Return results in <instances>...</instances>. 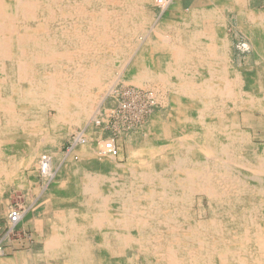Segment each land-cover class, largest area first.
Masks as SVG:
<instances>
[{
    "label": "bare ground",
    "instance_id": "1",
    "mask_svg": "<svg viewBox=\"0 0 264 264\" xmlns=\"http://www.w3.org/2000/svg\"><path fill=\"white\" fill-rule=\"evenodd\" d=\"M145 1L152 0H0V191L23 180L22 156L29 150L22 140L39 145L44 137L50 150L68 125L92 114L68 140L65 157L79 159L77 151L103 121L102 108L94 112L100 93L140 42L132 59L138 73L126 76L171 91L169 109L152 120L151 136L144 132L136 143L128 138L129 162L108 171L114 178L99 175L104 164L96 178L76 167L77 174L87 173L77 194L98 209H72L70 220L56 215L46 232V254L55 264H136V258L141 264H264V144L253 146L247 129L252 114L264 118V8L256 0H164L156 24L162 32L152 37L143 33L147 26L139 16L150 13ZM226 13L251 48L250 82L233 65V41L218 16ZM158 56L165 67L151 68ZM49 110L55 115L48 117ZM177 133L182 136L168 139ZM110 146L115 137L100 139L99 155L116 157ZM160 146L176 153L163 157ZM158 158L161 171L153 163ZM45 161L42 169L50 172ZM80 215L98 254L75 222ZM25 262L22 255L0 259Z\"/></svg>",
    "mask_w": 264,
    "mask_h": 264
},
{
    "label": "rangeland",
    "instance_id": "2",
    "mask_svg": "<svg viewBox=\"0 0 264 264\" xmlns=\"http://www.w3.org/2000/svg\"><path fill=\"white\" fill-rule=\"evenodd\" d=\"M190 1L196 2V0H188V2ZM164 2H165L164 0H155V1L152 0L150 1V3L148 1H145L144 6L150 12L148 14L152 13L151 14L152 16L148 14H139L142 20L146 22L147 28H145L143 31L145 35L153 37L155 34L154 32H156V30L157 32L159 31L158 28L156 27L157 26L156 24L159 22V19H162L161 16H164L163 14L164 13L163 9L165 6ZM256 5L262 9L264 8V1L256 0ZM187 6L188 4L183 6L185 7L184 9L186 11L189 10L188 9L189 6L188 8ZM208 16L209 15H207V18ZM218 16L219 18H221L220 21L224 22L223 26H224V31L226 32L225 33L226 36L233 41L232 54H231L233 65L240 68L245 83L250 82L252 80V72L251 69L250 70L248 69V67L252 61L250 56L251 48L250 46H247L245 45V43H243L244 39L242 37L237 36L238 24L232 14L231 15L228 13L218 14ZM206 22H207L206 25H208L210 20L207 19ZM139 43L140 42H138V44L134 43L135 45L132 44L129 52H127L126 55L125 54L123 55L124 57L127 56L125 61H123L122 63L123 65L121 66V68L115 70L114 72L115 76H113V80L110 83L106 84L104 86V90L100 93L101 96L99 95L100 98H98V100L96 101L94 112L97 109L96 106L101 107L102 115L100 116L103 118V121L100 124L95 125L96 128L93 129L92 131L93 135L90 136L91 138L88 137V142L77 151V153L80 154L79 159H74L73 157H65L66 151L71 145L70 141L68 140L70 135L73 133V131H76L77 129L79 130L81 127H83V124H85L84 122H86L91 117L92 114L86 117L85 121L82 124H80L81 126L68 125L66 131L62 134V136H59L57 138L56 140L57 144L53 143L50 150L45 148V145L42 144V141H44L45 139L44 137L39 138L40 139L39 145H37V142L34 140H30L27 138L25 140H22L28 146L26 149L29 150V151H24V154L22 156V158L26 162L22 170L23 180L20 184L17 185L14 182L11 183L9 182L3 184L2 186V189L0 191V234L6 229L7 216L12 204L23 203L27 207V209H29L28 203H30L31 200L32 203L35 200V198H39L41 196L42 198L48 199L50 204L44 207V211L41 212V216H39L38 221L44 222L45 226L46 223L48 224H47V229L41 230L39 232V235H37V237L30 238V241L33 240V242L27 245L24 244L23 246H19V247L15 245V242L19 237V234H22L23 236L24 233H28V232H25L24 230L17 228L16 236L13 235L11 238H9V240L7 241L9 246L6 247L5 253L0 254V259H11L19 255H22L24 262L26 261V259L33 260V262L31 260L28 261L29 263L25 262L26 264H31V263L55 264V260L52 257L49 258V255L46 254V249H47L46 232L49 226L52 225V222L54 221L53 219L56 217V215L64 214L66 218L70 220L72 209L73 210L77 209L81 211L85 208H90L93 211H96V209H98L97 206L96 208L94 207L95 206L94 201H92L89 197L87 196L80 197L79 194H77V190L75 187L79 186V184L81 186L83 185L82 179H85V177L82 176H85L89 171L92 177L96 178L97 173L99 171L101 172L99 165L104 164L103 167H106L105 168L106 171L104 170V173H101L99 175L105 179H112L113 174L108 173V171L113 170V168H116V172H118L123 165H126L129 162L130 148L128 141L130 139L128 138H131V140L136 143V141L140 138V136L141 138L143 137L142 134L144 132H148V136L149 135L151 136L150 130L148 129L149 126L151 125L152 120L155 118V116L161 115L162 113H165V111L169 109V105L171 104V100L173 97L171 91L164 89L162 85L160 86L152 85V83L150 82H145L142 85H139L133 82L132 80H130L131 78L130 79L128 78L130 76H126L129 75L128 73L130 72H133L134 75H137L138 73V68H137L138 63L136 62L133 63L132 59L134 58L133 55L136 54L138 48L140 47ZM133 49L134 51L136 50L135 53L133 52ZM130 55H132V57ZM113 57L116 58V54H114ZM157 58L158 59L156 62H153V64L150 63L151 64L150 67L151 68L154 67V69L155 66H157L158 69H161L162 66L165 67L166 63L160 61L161 57L158 56ZM124 64L126 65V67ZM115 65H116V61H115ZM131 68L134 70L131 71ZM153 89L155 92L153 91ZM151 90L157 96L158 99L157 104L155 102L151 103L150 100L146 97V94L149 93V91L151 92ZM124 100L131 105L130 110H125V109L122 110V108L120 107L121 101ZM115 107L116 109H114V113L111 116H109L111 114V110ZM143 107L144 110L142 111ZM49 112L50 114H48V117L55 115L56 113L55 110H49ZM108 112L110 114H108ZM108 123H110L112 126L116 125V130L111 129ZM97 127L99 129H97ZM247 129L250 131L249 133L253 139L251 140V142L254 144V145L252 144L253 146H256L257 144L261 146L262 144H264V138H263L264 118L259 113L252 114V116H250V125L249 127H247ZM156 131H157L156 127H154L153 132L156 133ZM99 132L103 133L102 137H98ZM190 132L191 134L195 133V131L193 132L190 131ZM178 135L179 137L182 136L180 133H177V135L175 134L174 136L168 139L173 140L174 137L177 138ZM192 135L195 136V134ZM107 136L109 138L115 137L116 139V146L119 149V154H117L116 157L110 155L109 156L99 155V150H98L99 141L100 139L103 140L109 139L107 138ZM6 142H8L9 144L11 143L12 147L17 144L16 141H11V140ZM159 145H161V143ZM33 148L34 151H32ZM159 148H161L159 149V152L163 157L166 155L172 157L176 153L175 151L169 152L167 151V149H163L161 146ZM45 158L49 160L48 162L50 166V172H44L42 169V164L45 161ZM162 161L163 160L159 158L153 161V163L154 162L156 163L154 167L158 171L162 170L163 167ZM68 164H75L76 166L70 165L69 167L70 172L69 170L66 171L65 174L64 172H62L63 175H61L60 177L59 173L57 174V172H60L61 167H65L66 169H68L67 166ZM78 165H83L86 168H89L90 170L87 169L86 170L87 173L83 172L81 175L79 173L77 174L75 170H77L76 167ZM117 177H119V175L116 173V178ZM70 178L73 179L75 185L72 182H70ZM200 197L204 198L203 195L197 196L198 199ZM200 200L201 198L199 199V201ZM203 200L204 201L202 202H204V205L206 206V208H208V203L206 201V198ZM58 203H62V204H58ZM197 203H199L198 200ZM196 207L198 209L199 205H196ZM81 217L82 216L80 215L79 217L75 218V222L79 226L84 224L83 219L81 220ZM85 227L83 226V231L85 233L84 232L82 233H84L85 235L88 234L87 235V237H89L88 240L90 239L91 241L90 249L92 250V252L95 251L97 254L100 253L102 250L99 247H95L94 245L95 244L94 234L90 232V229L85 230L87 229V226L85 225ZM82 233L80 230L79 235H81ZM132 250L133 248L131 247L126 248V252L128 251L129 255L131 254L130 252H132ZM120 256L121 255H116V258L119 259ZM139 260L140 259L136 258L134 261L136 264H141Z\"/></svg>",
    "mask_w": 264,
    "mask_h": 264
},
{
    "label": "built area",
    "instance_id": "3",
    "mask_svg": "<svg viewBox=\"0 0 264 264\" xmlns=\"http://www.w3.org/2000/svg\"><path fill=\"white\" fill-rule=\"evenodd\" d=\"M129 94V93H128ZM146 97L150 100L151 103H154L153 99V93L152 91L146 94ZM120 107L125 110H130L131 105L127 101H121ZM144 110V107L142 108V111ZM110 145V144H108ZM113 149V152L115 155L119 154V149L117 146H110ZM28 211L27 207L23 203H15L12 204L7 216V224L6 229L0 234V254L5 253L6 247H8V240L13 235L16 236V229L19 225V223L24 218L26 212ZM31 236L28 233L19 234V237L17 238L15 244L18 246H23L26 240L30 241Z\"/></svg>",
    "mask_w": 264,
    "mask_h": 264
},
{
    "label": "crops",
    "instance_id": "4",
    "mask_svg": "<svg viewBox=\"0 0 264 264\" xmlns=\"http://www.w3.org/2000/svg\"><path fill=\"white\" fill-rule=\"evenodd\" d=\"M31 201L30 203H28L29 209L27 213L25 214L24 218L19 223L17 228H20L25 232H28V234L33 238V237H37V235H39V232L41 230L47 229L48 223H46L45 226V223L42 221H38V218L39 216H41V212L44 211V207L49 205L50 202L48 201V199L42 198V196L39 198H35V200L32 203ZM58 204H62V203H58ZM31 242H33V240L32 241L26 240L24 244L27 245L30 244ZM16 246L19 247L18 245Z\"/></svg>",
    "mask_w": 264,
    "mask_h": 264
}]
</instances>
